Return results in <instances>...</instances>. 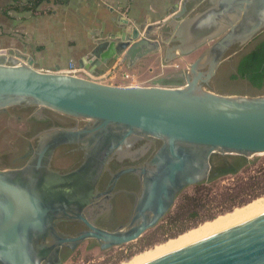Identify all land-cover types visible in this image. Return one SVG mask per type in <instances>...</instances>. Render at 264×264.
I'll return each mask as SVG.
<instances>
[{"label":"water","instance_id":"1","mask_svg":"<svg viewBox=\"0 0 264 264\" xmlns=\"http://www.w3.org/2000/svg\"><path fill=\"white\" fill-rule=\"evenodd\" d=\"M194 1L183 0L165 23L122 20L113 35L97 41L96 67L118 62L107 79L162 49L171 60L207 46L164 85L115 86L41 72L19 51L0 53V115L16 111L27 118L29 109L50 110L88 123L43 133L29 164L0 169V264H63L88 240L101 250L138 241L186 188L221 176L215 158L264 155V95H225L213 88L228 57L264 33V0H205L189 17ZM140 138L162 145L145 167L116 175L135 174L142 185L131 220L115 230L101 228L94 204L98 181L113 156L133 157ZM68 145L80 146L84 159L63 172L52 162ZM65 221L85 229L68 234L60 228ZM147 264H264V214Z\"/></svg>","mask_w":264,"mask_h":264},{"label":"crops","instance_id":"2","mask_svg":"<svg viewBox=\"0 0 264 264\" xmlns=\"http://www.w3.org/2000/svg\"><path fill=\"white\" fill-rule=\"evenodd\" d=\"M183 0H0V53L19 51L41 72L67 73L82 69L92 78L115 86H141L155 81L142 67L152 54L129 70V79L118 72L107 79L118 62L96 67L97 41L110 37L122 20L133 26L168 22ZM205 0L192 3L191 17L205 7ZM131 81V82H128ZM152 86V85H149Z\"/></svg>","mask_w":264,"mask_h":264},{"label":"rangeland","instance_id":"3","mask_svg":"<svg viewBox=\"0 0 264 264\" xmlns=\"http://www.w3.org/2000/svg\"><path fill=\"white\" fill-rule=\"evenodd\" d=\"M262 38H264V33L254 43L246 46L244 52L249 51L256 44V41ZM206 49L207 46H204L183 59L176 58L171 60H165V49L157 52L154 58L150 59L149 64L142 67L144 74L157 77L155 81L149 82L147 86L164 85V78L185 70L187 65L197 60ZM125 71H121L119 76L124 78L130 72L129 70ZM233 72L234 70L228 64L223 63L213 88L225 95L251 97L264 95V90L259 91L244 83L230 82L229 76ZM100 82L108 84L105 79H101ZM176 85L172 84L169 87H176ZM26 119L23 114L16 111H8L6 114L0 115V156L9 152H16L11 142L18 141L19 136L25 134L27 128ZM234 158L229 157L228 162H233ZM247 160L246 166L236 175L220 176L211 181L186 188L179 194L173 208L163 220L155 228L145 233L138 241L108 250H101L96 241L88 240L81 244L75 252L70 253L63 264H141L142 262V264H147V262L149 263L161 257V255L164 256L160 249L164 248L170 240L177 239L181 235L198 229L205 223L212 222L221 216L231 214L236 209L244 208L257 199H264V155H256ZM187 196L192 198V200H186ZM262 213L264 214V212L258 214L262 215ZM251 218L242 219L237 225ZM235 224H231L232 227ZM212 234L215 235V233ZM208 236H204L201 239L203 240ZM201 239L198 240L200 241ZM198 240L192 242V244L198 242ZM159 246L162 247L160 248ZM157 249L160 252L159 256L158 254L155 256ZM148 254L150 257L147 256ZM141 255L146 256L141 257ZM151 255L153 256L152 260ZM138 257L141 258L138 259ZM137 260L138 262H136Z\"/></svg>","mask_w":264,"mask_h":264},{"label":"flooded vegetation","instance_id":"4","mask_svg":"<svg viewBox=\"0 0 264 264\" xmlns=\"http://www.w3.org/2000/svg\"><path fill=\"white\" fill-rule=\"evenodd\" d=\"M256 39L251 43H254ZM263 42L264 38L259 39L249 51L244 52L245 46L237 51L235 55L231 54L228 57L224 63L228 64L230 68L234 70L229 76L230 82L244 83L253 87L246 78L238 74L237 67L244 55L251 52V50L255 49ZM87 78L94 80L91 76H87ZM217 78L218 75L216 79ZM95 81H97V79H95ZM262 90H264V87ZM29 110L26 119V132L19 136L18 141L11 142L16 152H9L6 155L0 156V169H21L29 164L38 146L39 138L43 133L54 129H80L88 124L85 121L63 116L50 110H43L42 112L35 109ZM161 145L162 142L158 140L140 138L135 141L134 146L130 150L133 157L122 159L118 156H113L108 170L101 175L96 188L98 196L95 198L94 204L99 206L101 212L98 217V224L101 228L109 231L115 230L131 220L142 191V185L139 177L135 174H125L118 180H115L116 175L126 169H139L145 167L160 149ZM19 148H21V150H19ZM83 159L84 152L81 150L80 146L68 145L56 152L52 165L55 169L67 172L79 167ZM222 163L226 166L229 164L226 159H221L217 167L222 169ZM108 205L111 206V209L105 210L104 207ZM60 228L63 232L71 235H76L85 229L83 225L70 221L63 222Z\"/></svg>","mask_w":264,"mask_h":264},{"label":"bare ground","instance_id":"5","mask_svg":"<svg viewBox=\"0 0 264 264\" xmlns=\"http://www.w3.org/2000/svg\"><path fill=\"white\" fill-rule=\"evenodd\" d=\"M264 212V199H257L256 201L252 202L251 204L245 206L244 208H240V209H236L233 213L228 214L226 216H221L218 219L212 221V222H208L205 223L203 226L199 227L198 229L192 230L191 232L185 234V235H181L179 238L174 239V240H170V242L166 243L164 246V248L160 249V252L162 251V253L164 255L174 252L178 249H182V247H186L190 244H192V242L197 241L198 239L204 238V236H208L212 233L217 234L216 232H222V229L227 230L228 226L231 224H235L233 226H236L237 223L245 218H251L255 215H260L258 213ZM263 214V213H262ZM256 217V216H255ZM258 217V216H257ZM252 219V218H251ZM249 219H247L248 221ZM244 221H242L243 223ZM240 224V223H239ZM232 227V225H231ZM230 227V228H231ZM224 231V230H223ZM214 235V234H212ZM211 235V236H212ZM210 237V236H208ZM207 237V238H208ZM202 240V239H201ZM199 241V240H198ZM160 247V246H159ZM162 247V246H161ZM160 247V248H161ZM158 248V247H157ZM166 254H165V252ZM168 251V253H167ZM157 253L155 254V256L158 254V256L160 255V252H158V249L156 251ZM145 257L146 255H141V257ZM149 256V254L147 255ZM157 256V257H158ZM162 256V255H161ZM141 257H138L141 258ZM150 257V256H149ZM152 255H151V260H152ZM148 258V257H147ZM145 259V258H144ZM149 259V258H148ZM155 259V258H154ZM143 260V258H142ZM141 260V261H142ZM150 260V259H149ZM146 261V259H145ZM148 261V260H147ZM138 262V260L136 261ZM140 262V261H139ZM143 263V262H142ZM141 263V264H142ZM148 263V262H147ZM136 264V263H135ZM140 264V263H139ZM146 264V263H145Z\"/></svg>","mask_w":264,"mask_h":264},{"label":"trees","instance_id":"6","mask_svg":"<svg viewBox=\"0 0 264 264\" xmlns=\"http://www.w3.org/2000/svg\"><path fill=\"white\" fill-rule=\"evenodd\" d=\"M238 74L246 78L252 86L257 90H262L264 87V42L258 47L251 50V52L244 55L238 63ZM235 78V77H234ZM221 158H215V166H219L218 162ZM234 161L229 163V167L222 163L223 168L217 167L218 171H222L221 176L236 175L247 164V159L242 157H235ZM186 200H192L189 196ZM197 215V214H195ZM213 217V216H212ZM212 219V218H211Z\"/></svg>","mask_w":264,"mask_h":264},{"label":"built area","instance_id":"7","mask_svg":"<svg viewBox=\"0 0 264 264\" xmlns=\"http://www.w3.org/2000/svg\"><path fill=\"white\" fill-rule=\"evenodd\" d=\"M67 73L69 74H74V75H79V76H90L88 73L84 72L82 69H75V68H72L70 70L67 71ZM117 73H115L114 75H116ZM113 75V76H114ZM112 76V77H113ZM125 79H129V76L128 75H125L124 76ZM91 79V78H90ZM93 80V79H92ZM95 80V79H94Z\"/></svg>","mask_w":264,"mask_h":264}]
</instances>
